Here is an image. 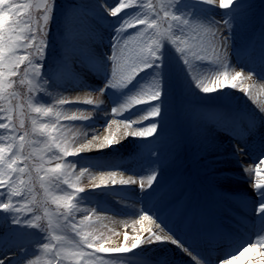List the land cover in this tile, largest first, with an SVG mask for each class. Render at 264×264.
I'll return each mask as SVG.
<instances>
[{"label": "snow or ice", "instance_id": "obj_1", "mask_svg": "<svg viewBox=\"0 0 264 264\" xmlns=\"http://www.w3.org/2000/svg\"><path fill=\"white\" fill-rule=\"evenodd\" d=\"M212 4L213 0H159L157 6L152 0H115L110 6L106 0H99V7L108 17L116 18L117 24L112 28L110 51L104 53L103 58L88 61L89 70L95 72L102 67L106 75L103 87L94 89L80 79L77 71L80 58L76 55L80 50L75 46L65 47L55 67L48 64L50 31L57 0H0V130L4 133L0 134V224L6 226L5 235L0 236V264H41L39 252L47 257L44 264H64L66 259L73 264H128L123 259L124 254L162 244L174 245L190 258L192 264H233L242 260L245 253L254 250L257 244H264V168L261 167L264 165V140L259 146L255 168L244 167L255 194L253 214L256 219L252 225L257 229L255 242L249 238L238 243L232 234L218 229L216 234L230 241L228 248L215 261L202 258L189 243L177 238L157 207L158 177L163 165L159 144L163 138L161 122L165 119L162 73L166 41L175 45V52L187 71L195 62L207 74L204 79L191 77L200 92L212 94L225 88L237 89L239 82L238 90L251 99V86L242 80L245 69L241 68L232 75L228 71L232 67L228 57L232 51L234 28L244 10L243 0H219V8L228 13L220 20L211 15H197L194 11L198 5L210 8ZM202 18L206 25L200 23ZM164 25L167 28L162 30ZM202 28L211 39L199 38ZM191 33L197 35L191 37L194 43L189 44L186 37ZM149 69L152 71L146 82L139 84L134 91L130 90L111 107L113 118L102 126L106 133L102 137L96 131L101 126L89 127L88 124L93 121L94 112L103 111V101L73 99L64 94L77 88L89 89L85 92L86 97L93 93L105 95L109 89L122 92ZM69 77L71 82H68ZM253 77L264 80V68L258 73L254 68L247 69L246 78L251 80ZM42 92L47 93L51 103L37 98ZM25 104L31 110L30 128ZM81 104L92 106L91 111L81 108ZM141 106L140 114L133 116L136 119L121 118L125 112L130 113ZM260 113L264 114V105H260ZM214 116L225 130L233 120L223 111L214 113ZM143 121L148 123L145 125ZM260 122L264 124V115H261ZM69 126L91 129L90 138L88 132L81 134L83 139L79 135L69 138L65 135ZM120 133L122 135L118 138ZM37 136L43 140L38 141L35 139ZM129 137L140 142L138 155L151 156L153 166H150L149 174L139 177L138 199L142 207L135 213L139 218L133 224L140 227H134L132 235L124 231L123 240L113 242L86 230L92 227L85 223L87 215L75 222L76 203L87 198L86 195L81 196L85 188L78 184L85 172L97 168L100 169L99 182L89 184L93 191L136 185V174L125 178L122 168L106 169L103 161L83 155L93 149L104 153ZM41 142L43 147L37 150L35 145ZM37 151L43 153L38 160L34 156ZM244 154L242 149L240 155ZM69 157L79 159L69 160ZM53 160L56 161L53 166H45ZM81 161H86V164L81 166L77 175L75 169ZM91 180L95 181L96 177L91 176ZM37 181L46 192H63L51 199L57 210H61L56 214L55 223L52 214L46 212L48 219L45 225L42 222L44 217L37 214L39 202L34 197L28 200ZM62 184L72 191L64 192ZM244 204L248 206L247 201ZM204 219L200 215L198 219H186L183 224L182 230L193 244L203 238L198 222L202 223ZM57 229L65 234H55ZM69 230L74 234L71 239L66 234ZM159 264L172 262L162 258Z\"/></svg>", "mask_w": 264, "mask_h": 264}, {"label": "rangeland", "instance_id": "obj_2", "mask_svg": "<svg viewBox=\"0 0 264 264\" xmlns=\"http://www.w3.org/2000/svg\"><path fill=\"white\" fill-rule=\"evenodd\" d=\"M17 2H22V0H17ZM106 2L111 6L114 5L115 0H106ZM152 2L159 6V0H152ZM243 3L244 10L234 28L232 51L228 57L232 67L228 71L229 75H232L241 68L245 69V77H242V80L245 84L251 86V99L248 95L238 90L239 82L237 89L225 88L220 92L212 94L200 92L195 88L194 81H191V77L204 79L207 74L197 67L195 62H193V67L187 71L175 52V45H172L170 41H166L162 73L165 92L163 98L165 119L161 122V134L163 138L160 141L159 149L163 165L160 167L161 175L158 177L159 185L157 186L160 187L162 185L165 188L162 196H160L161 199L166 198L168 201H171V198L175 199L180 189L187 192L185 198L182 199V210L184 212L192 203V200H189V196L195 197L193 199H196L195 204L193 203L194 208L195 205H198V201L202 207L208 205V200L209 204L213 202L214 205L215 198L220 199L218 202L220 205L218 206H221V208H223L222 206L226 201L229 202L234 197H236L235 199L240 198L248 202L251 201L252 203L255 199L254 189L249 183L248 174L244 172V167L253 166L251 160L260 154L259 146L261 141L264 140V133L262 131L256 132L259 135V141H257L256 136L258 135L254 131H251L250 135L244 137L243 140L234 137L232 133L228 132L233 126L234 121L239 118L243 122H248L250 118H254L256 114L258 115L260 113V105H264V80H258L256 77H253L251 80L246 78L247 69L254 68L258 73L261 71V68H264V62H262L264 55L261 54L262 52L258 42L254 45L250 44L251 38L255 36L254 34L259 33L260 29L264 28V0H243ZM194 11L197 15H211L217 20L228 15L225 10L219 8V0H213L210 8L198 5ZM66 14L67 20L65 22ZM200 23L206 25V20L202 18ZM116 24L117 19L108 17L99 7V0H57L55 16L50 31L48 64L55 67L57 59L63 56L65 47L75 46L80 50L76 53L80 58L77 62V71L84 73L82 69L84 67L86 68V65L83 56H81V51L86 48L91 54V57H93L92 53H94L100 55V58H103V54L110 51L112 28ZM166 28L167 25H164L162 30ZM194 35L197 34L191 33L186 37L189 44L194 43L191 38ZM199 38L207 41L211 39V36L202 28L199 32ZM249 48L251 51H248ZM84 56L86 57L87 55L85 54ZM151 71L149 69L147 73H141L137 77V80L129 86V89H125L122 92L109 89L105 95L93 93L91 97L87 98H92L97 103L103 101V104L110 99L114 100V103H108L107 110H103V113H111V107L118 103L123 96L127 95L130 90L134 91L139 84L146 82ZM98 75L102 79L98 81L102 82V84L95 87L92 86L94 89L103 87L105 82V73L101 71L98 72ZM68 82H71V77L68 78ZM145 87H147V84ZM24 91L26 92L27 90L25 89ZM49 91L53 90L49 89ZM37 98L41 99L42 102H52L47 93H39ZM25 108L29 113L28 125L30 128L31 110L27 109L26 104ZM82 108L91 111L92 106L85 105ZM142 108L143 106L128 113L127 119H136L133 116L139 115ZM218 111L226 112L233 117L227 130L220 125L214 116V113ZM143 123L146 125L148 122L143 121ZM83 129L84 127L82 126H69L65 129V135H68L69 138L72 135H79L83 139L81 134L86 132ZM113 130H115V125H113ZM101 133L102 136L106 134L104 128H102ZM0 134H4L2 130H0ZM121 135L122 133L118 134V138ZM236 139H239V141ZM137 144H139L138 140L129 137L124 139L120 145L105 150L104 153L99 155L102 156L115 150L122 153H131L130 149L132 151V148ZM251 144L253 146H250ZM35 147L39 150L43 147V143H38ZM242 149L245 152L244 155H240ZM34 154L41 153L37 151ZM243 157L247 160L249 158L250 161H246ZM46 159H48L47 155H45ZM147 159L150 169V166H153V158L150 157ZM55 162L54 160L50 165H46V167L53 166ZM261 167L264 168V165H261ZM80 168L81 166L77 165L75 169L77 175L80 174ZM145 169H148V165ZM239 169L241 173H237ZM92 172L96 173L94 171ZM144 172L145 170L136 174V178L138 177V185L140 175L146 174ZM85 174L80 177L78 186L84 187L86 191L92 182L85 178ZM35 175L34 169L33 176ZM128 175L126 174L124 177L127 178ZM173 177L176 180L173 182L168 181V179ZM196 183H201L204 187H211V189H207L203 192V195L198 194L195 188H191V185L193 184L195 186ZM61 188H63L64 192L72 191L63 184ZM58 194H63V192L59 190H49L46 192L44 188L40 187L37 181L34 185L32 195L28 196L29 201L34 197L39 202V212L37 214L44 217L42 222L45 225H47L48 219L45 215L46 212L52 214V219L55 223L56 214L61 211L57 210L56 206L51 203L52 196ZM85 195L87 198L80 199L79 203H76V200H74L77 207V211L74 213L75 222L78 223L87 215L88 220L85 223L91 224L92 227L86 230L110 239L117 236L116 233L120 234L124 231L120 224L118 225L120 219L108 211L107 213L104 210L105 208L97 203V197L101 195L100 193L92 192L89 194H81L82 197ZM222 200H225V202ZM225 213L226 211H223V215ZM249 217L255 218L253 213ZM62 220L63 218L61 217ZM32 231L35 233V230ZM5 232L6 226L0 224V236H4ZM55 234L62 235L65 233L61 229H57ZM66 234L69 239L74 235L71 230ZM33 238L36 237L34 236ZM257 245V249H261V252H263V256L260 259L258 257H251L250 254L245 253L244 258L235 264H264V247L262 248L264 244H261L262 246L260 244ZM31 250L32 246L30 245L29 251L31 252ZM176 253L184 254L181 251L177 252L175 249L173 250V245L171 244L150 245L143 249H136L134 253L124 254L123 259L128 261V264H159L162 258L173 263L177 262L172 255H176ZM9 255H12V252H9ZM39 255L41 256V264H44V260L47 257L43 252H39ZM64 264H73V262L66 259Z\"/></svg>", "mask_w": 264, "mask_h": 264}, {"label": "bare ground", "instance_id": "obj_3", "mask_svg": "<svg viewBox=\"0 0 264 264\" xmlns=\"http://www.w3.org/2000/svg\"><path fill=\"white\" fill-rule=\"evenodd\" d=\"M253 29H255V28H253ZM81 53H82L81 56H83V58H84L83 60L85 61L86 68L84 67L82 69V71L84 73H80L79 72V75L81 74L80 75V79L86 81L87 84H89V85H91L93 87H95L97 85H101L102 82H99L98 81L99 79L102 80L100 78V76L98 75L99 70L93 72V71L89 70V68H88V61H89V59H95V58H98V57L100 58V55H97V54L92 53L93 57H91L90 56L91 54L89 53V51L86 48L83 49L81 51ZM84 53L88 57L87 56L85 57L84 56L85 55ZM87 91H88V89L81 90V89L77 88L76 90H74V91H72L70 93H65V95H68V96H70L73 99H75L76 97H79L81 100H83V99L87 98L85 96V92H87ZM110 102L111 103H114V100H111L110 99L109 101L104 102V104L101 105V107H102V109L104 111L107 110V107L110 104ZM83 106H85V105H83V104L80 105L81 108ZM108 109H110V108H108ZM93 118H94L93 121L90 122L88 124V126L89 127L101 126V127H97L96 131H97V134H99L102 137V133H101L102 126L104 124H106V122H107L108 119L113 118V117H111V113L110 112L103 113V111H100V112H94ZM121 118L122 119L128 118V112H125L124 113V116L121 117ZM83 130L89 133V138H90L91 129L84 128ZM35 139H37L38 141H42L43 140L42 137H38V136L35 137ZM236 140L239 141V139H236ZM159 149H160V144H159ZM42 154L43 153H41V154H34V156L38 160L39 159V156L42 155ZM99 154H101V153H97L95 151V149H93V151L91 153H85L83 155L84 156H89V157H91L93 159H96V157ZM142 156H144L145 159L141 160V162L137 161L139 163V167H137V166L135 167V165L133 163V167H125V168H123L120 165V163H118L117 161H116V163H111L110 162V163H107V164H104V165H105V168L106 169L107 168H113V169H115V168H122L123 170H125L124 175H126V174L131 175L132 173L139 174L140 172H143L144 170H145L144 173L148 174V173H150L151 168L149 169V163L147 162L148 159L146 160V157L147 158H150L151 156H149L147 154L146 155L144 154ZM258 156L259 155H256L254 157V159L251 160L252 163H253V166H252L253 169L255 168L256 163H258V161H257V157ZM243 158L246 161H250L249 158H248V160L245 157H243ZM68 159L74 160V159H79V157H69ZM46 161H47V159H46ZM53 161H51V162H53ZM129 162L130 163L132 162V157H130ZM50 164L51 163H47L46 165H50ZM85 164H86V161H81L80 164H78V166H82V165H85ZM147 165H148V169H145V167ZM141 170H143V171H141ZM92 171H94L96 173H93ZM99 171H100V169H97V168L89 169L88 172H85L87 174V175L85 174V178H87L92 183H98L99 182V173H100ZM237 173H241V170L239 169ZM91 176H95L96 177V180L95 181H92L91 180ZM174 180H176L175 177L168 179V181H171V182H173ZM109 187L111 188V186H109ZM195 187H199V191H203V192H205L207 189H209V190L211 189V187L209 188L207 186L204 187V186H199L198 185V186H195ZM161 191L164 192V190L160 189V191H158V193H157V196L161 194ZM92 192H96V193L98 192V193L101 194L99 197H97V199H98V202L97 203L99 205H101L103 208H105L104 210L106 212L108 211L109 213H112V215H114L115 217H118L120 219V221H118V225L120 224V226L122 227V229L124 231H128L129 235L134 234V232H133V228L134 227L136 229L140 227L139 224H135V225L133 224V221L138 220V218H139V216L137 214H135V213H138L139 209L142 207V205L140 204L139 199H138V197H139V187H138V183L136 185H132L130 187H124V188H121L120 186H117L116 188H113V189H110V190H103L101 188V189H96L95 191H93V190H91L88 187L86 189V191H85L84 194H86V193L89 194V193H92ZM156 200H157V198H156ZM219 200H220L219 198L218 199L215 198V201L216 202H214V205H213V202H212L210 204V206L204 208V213H209L210 215H217V214H219L220 211H218L217 208H216V204H217V202H219ZM238 206L240 208H242V209H245V211L247 213H252V212H250L251 211V208L246 207L245 204L239 203ZM163 213H165V212H163ZM234 214H237L239 216L240 215V212L236 211V212H234ZM145 223H147V222H145ZM223 227H224L223 224L218 225V228L220 230H222ZM124 231H122V233H120L119 236H115L111 240L113 242H120V241H122L123 240V233H124ZM233 236L235 238V234H233ZM251 239L253 240V242H255L256 239H258V238H255L253 236V237H251ZM204 241H205V239L203 238V239L198 240L195 244L199 245V244H201ZM263 247L264 246H262V248ZM257 248H258V245L255 248L256 250L255 249L254 250H251L250 249V251H248L247 253L250 254L251 257L252 256L255 257V258L258 257V259H260L263 256V252H261V249H257ZM174 249L177 252L180 251L179 249H177L173 245V250ZM5 250H7V249H5ZM172 255L175 257L174 259L177 260V262H173L172 264H191L192 263V261L190 260V258L187 255H185V254L181 255V254L176 253V255L175 254H172ZM236 262L237 261H234L233 264H235Z\"/></svg>", "mask_w": 264, "mask_h": 264}]
</instances>
